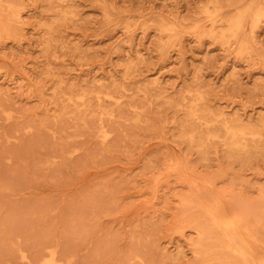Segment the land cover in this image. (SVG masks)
Listing matches in <instances>:
<instances>
[{"label": "rangeland", "instance_id": "374dc122", "mask_svg": "<svg viewBox=\"0 0 264 264\" xmlns=\"http://www.w3.org/2000/svg\"><path fill=\"white\" fill-rule=\"evenodd\" d=\"M261 1L0 0V264H199L198 187L264 249V17L227 35ZM198 95L263 134L249 154Z\"/></svg>", "mask_w": 264, "mask_h": 264}, {"label": "bare ground", "instance_id": "6f19581e", "mask_svg": "<svg viewBox=\"0 0 264 264\" xmlns=\"http://www.w3.org/2000/svg\"><path fill=\"white\" fill-rule=\"evenodd\" d=\"M261 4H264V0L261 1ZM14 6L10 5L7 10L9 13L8 15L10 19L19 21L21 18V7L19 5ZM258 8L255 9L251 6L245 10H241L239 15L233 19L227 35L235 38L239 37L244 21L250 14H254L258 17H264V5L262 7L259 6ZM10 21L9 24L3 22L0 23V34L2 32H9V25L12 23ZM162 31L170 38L176 37L177 34L176 27L171 24L164 23L162 25ZM80 97L81 99H84L85 95ZM98 97H101V95H98ZM108 97L112 100H118V98L113 94H108ZM204 100L205 97L202 95L195 97L189 111L190 120H197L201 125L207 126L208 128H212L216 126L217 123H221L225 129L224 134L231 150L238 154H249L251 148L249 142L252 140H261L263 138V134L253 129L244 128L237 121L228 118L224 112L208 111L202 107L205 102ZM214 131L215 130L210 129L205 137L207 139L221 137L219 132ZM197 134L198 130L193 128L190 130L188 129L186 136L192 143H197L201 141L197 138ZM104 136L108 137L107 131L104 133ZM259 146L260 145H256L255 148H259ZM192 186L193 185H191V187ZM192 188L191 190H194ZM198 188L201 190H194L190 194L191 198L186 201V204L195 205L196 207H207L204 210L206 213H204L208 216L210 227L204 230L202 229L199 232V240L195 244V252L197 258L199 259V264H264V252L262 253L259 249L262 248L259 247L261 246L260 242L262 241H259L258 238L254 237L256 234L255 231H251V229L248 228L245 229L243 226L245 223L242 221V225L238 214L232 212V210L228 211V207L226 209L225 204L222 203V199L217 196L218 194L215 196L217 198H215L210 195V188V192L208 190L202 191L203 189L201 187ZM205 188L204 190L208 187L206 189ZM213 193L214 192L212 191V195L214 196L216 193ZM210 199L213 200V203L211 202V204H208L210 203ZM258 235V237H261L260 234ZM255 238L257 241H255ZM261 240H263L262 237ZM52 254V256H55L54 251Z\"/></svg>", "mask_w": 264, "mask_h": 264}]
</instances>
